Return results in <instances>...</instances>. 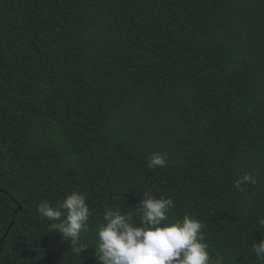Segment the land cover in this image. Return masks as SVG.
Masks as SVG:
<instances>
[{"label":"trees","instance_id":"16d2710c","mask_svg":"<svg viewBox=\"0 0 264 264\" xmlns=\"http://www.w3.org/2000/svg\"><path fill=\"white\" fill-rule=\"evenodd\" d=\"M73 191L80 256L37 211ZM147 191L213 257L264 264V0H0V264H97L105 208L139 226Z\"/></svg>","mask_w":264,"mask_h":264},{"label":"clouds","instance_id":"9594fccd","mask_svg":"<svg viewBox=\"0 0 264 264\" xmlns=\"http://www.w3.org/2000/svg\"><path fill=\"white\" fill-rule=\"evenodd\" d=\"M150 169L167 166L166 153L154 152L148 158ZM255 174L246 173L234 181V188L242 191V184H255ZM175 207L171 197L155 198L151 191L143 194L139 203V226L132 213L121 214L119 210L106 207L103 222L97 227L95 258L97 264H225V257H213L205 242L203 225L199 220L185 214L182 219L171 221L169 211ZM37 211L51 221L55 230L70 241L72 252L80 256L87 251L81 243L82 234L89 232L92 212L84 194L73 191L58 206L53 207L42 200ZM264 227V219L259 221ZM256 257L264 260V239L254 243Z\"/></svg>","mask_w":264,"mask_h":264},{"label":"water","instance_id":"95a60500","mask_svg":"<svg viewBox=\"0 0 264 264\" xmlns=\"http://www.w3.org/2000/svg\"><path fill=\"white\" fill-rule=\"evenodd\" d=\"M12 225H13V222L11 223L9 229L12 227ZM9 229L6 231V233H5L4 237L2 238L0 244H2V241H3V239L6 237V235H7L8 231H9Z\"/></svg>","mask_w":264,"mask_h":264}]
</instances>
